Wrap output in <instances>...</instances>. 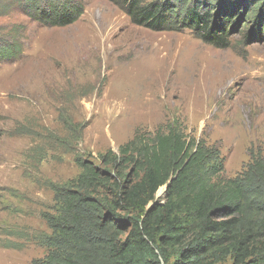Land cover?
I'll use <instances>...</instances> for the list:
<instances>
[{
    "label": "rangeland",
    "instance_id": "rangeland-1",
    "mask_svg": "<svg viewBox=\"0 0 264 264\" xmlns=\"http://www.w3.org/2000/svg\"><path fill=\"white\" fill-rule=\"evenodd\" d=\"M73 1L80 20L48 27L0 0V42L19 40L24 53L0 63V264L44 259L33 237L51 233L42 218L54 212L50 183L76 179L77 156L99 165V154H119L137 129L153 138L176 120L221 150L227 179L246 171L251 151L264 156V42L236 36L217 49L190 30L137 26L108 0ZM61 117L86 127L73 150L60 144Z\"/></svg>",
    "mask_w": 264,
    "mask_h": 264
},
{
    "label": "trees",
    "instance_id": "trees-1",
    "mask_svg": "<svg viewBox=\"0 0 264 264\" xmlns=\"http://www.w3.org/2000/svg\"><path fill=\"white\" fill-rule=\"evenodd\" d=\"M32 20L67 27L84 14L73 0H15ZM131 22L154 32L192 34L217 49L232 38L264 42V0H108ZM19 40L0 42V63L23 56ZM60 144L73 150L85 126L66 117ZM143 131L99 154V165L76 157L81 173L50 183L54 212L42 218L51 233L34 238L47 249L33 264H264V156L251 151L246 171L223 178L221 150L190 137L176 120ZM166 190L163 203L156 196ZM154 204V206H150Z\"/></svg>",
    "mask_w": 264,
    "mask_h": 264
},
{
    "label": "bare ground",
    "instance_id": "bare-ground-1",
    "mask_svg": "<svg viewBox=\"0 0 264 264\" xmlns=\"http://www.w3.org/2000/svg\"><path fill=\"white\" fill-rule=\"evenodd\" d=\"M190 86H192V87H194V88H197V86H198V84H197V82L195 81V79H194V77H192L191 79H190ZM204 91V90H203ZM206 91V90H205Z\"/></svg>",
    "mask_w": 264,
    "mask_h": 264
},
{
    "label": "water",
    "instance_id": "water-1",
    "mask_svg": "<svg viewBox=\"0 0 264 264\" xmlns=\"http://www.w3.org/2000/svg\"><path fill=\"white\" fill-rule=\"evenodd\" d=\"M155 204V203H154ZM154 204L150 205L151 207L154 206Z\"/></svg>",
    "mask_w": 264,
    "mask_h": 264
}]
</instances>
